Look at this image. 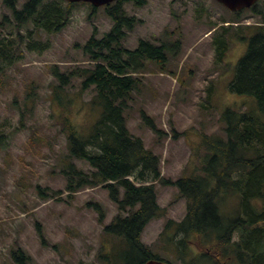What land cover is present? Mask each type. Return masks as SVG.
Segmentation results:
<instances>
[{"label": "rangeland", "instance_id": "obj_1", "mask_svg": "<svg viewBox=\"0 0 264 264\" xmlns=\"http://www.w3.org/2000/svg\"><path fill=\"white\" fill-rule=\"evenodd\" d=\"M142 1L123 2L124 15L134 21L129 30L124 29L122 46L134 50L140 40L154 46L164 44L166 60L162 64L141 61L138 73L132 75L139 82L124 116L129 132L159 157L161 177L176 181L197 172L203 154L201 135L223 133L221 117L227 110L255 111L253 98L229 91L247 45L232 38L223 59L215 61L210 27L219 19L230 21L234 15L212 0ZM1 2L0 24L4 16L8 22L12 20ZM17 2L21 6L26 0ZM257 6L260 15L239 14L238 28L261 22L264 6ZM112 25L104 7L93 10L88 4H77L70 8L69 21L61 30L51 34L37 31L31 36L44 44L36 47H43L42 51L19 44L18 61L0 74V135L11 134L7 147L0 150V264H22V256L26 264H107L113 240L104 235L103 226L118 214L116 206L100 187L69 194L60 174L65 165L63 117L68 116L86 134L98 117L90 104L95 89L82 90V79L73 78L61 95L72 103L71 108L51 102L58 82L52 71L67 74L93 68L83 47L93 29L100 40ZM2 28L5 32L11 27L6 23ZM32 30L30 25L23 28L25 36ZM141 113L153 121L158 133L146 125ZM73 163L79 171H89L85 162ZM155 192L163 214L151 220L141 234V242L153 254L171 264H216L201 255L212 252L219 253L222 262L237 264L225 259L228 256L222 249L217 252L208 239L189 236L185 248H180L178 240L184 236L166 227L171 221L183 220L187 201L172 186L156 183ZM52 193L54 199L45 197ZM227 202V214H234L236 201ZM95 204L101 207L102 217Z\"/></svg>", "mask_w": 264, "mask_h": 264}, {"label": "trees", "instance_id": "obj_2", "mask_svg": "<svg viewBox=\"0 0 264 264\" xmlns=\"http://www.w3.org/2000/svg\"><path fill=\"white\" fill-rule=\"evenodd\" d=\"M17 1L1 2L12 16L9 22L4 16L0 24L1 75L18 61L21 46H27L30 51H42L43 47H36L44 44L31 36L37 31L51 34L61 30L69 21L70 8L77 5L62 0H26L19 6ZM133 1L136 4L143 2ZM104 9L113 22L111 30L98 40L96 29H93L82 50L89 61L94 62V67L67 74L53 70L58 82L52 91L51 103H57L61 108L68 104L71 108L72 103L61 95L73 78L82 79V90L95 89L90 104L98 117L86 134L80 133L68 116L63 117L65 165L60 168V174L69 194L100 187L116 206L118 214L103 226L104 235L113 240L105 258L107 264H143L161 260L141 242L145 226L163 214L157 204L156 183L177 188L187 201L183 220L179 223L171 221L166 227H173L175 233L184 236L178 240L182 245L180 248H185L186 239L194 236L212 241L213 248L217 252L222 249L225 257L228 256L224 258L232 262L264 264V18L259 24L234 31L231 25L223 27L213 41L216 62L223 59L232 38L246 41V51L237 62L229 91L253 98L255 111L227 110L221 117L223 133L201 135L203 154L197 172L171 181L161 177L159 157L129 132L124 116L132 100L131 92L139 82L132 75L138 73L141 61L162 64L167 48L164 44L154 46L144 40H140L134 50L123 48L124 29L132 27L133 18L124 15L123 0ZM240 20L236 17L230 22ZM6 23L11 28L3 32ZM27 25L33 30L25 36L23 28ZM141 117L154 133L159 132L151 119L143 113ZM9 139L10 133L0 135V150L7 147ZM73 161L85 162L89 171L86 174L79 171ZM54 195L43 196L54 199ZM227 200L236 201L234 214H227ZM94 207L102 217L101 207L98 204ZM36 226L38 229L39 225ZM115 241H118L117 250L113 253ZM22 257V264H26Z\"/></svg>", "mask_w": 264, "mask_h": 264}, {"label": "flooded vegetation", "instance_id": "obj_3", "mask_svg": "<svg viewBox=\"0 0 264 264\" xmlns=\"http://www.w3.org/2000/svg\"><path fill=\"white\" fill-rule=\"evenodd\" d=\"M131 1H133V0H131ZM137 2H138V0H136ZM178 2H181V1H183V0H177ZM134 2V1H133ZM212 2L214 3V4H216V5H218V6H220L221 8H223L224 10H227L228 12H230L227 8H225L224 6H222L220 3H218L216 0H212ZM135 3V2H134ZM258 3H261L263 6H264V0H257L256 1V3L255 4H253L251 7H249V8H243V9H241V10H237V11H233V12H230L232 15H234V18H236V17H239V14L241 13V12H243V11H250L251 13H253V14H257V13H261L259 10H257V8H259L257 5H258ZM136 4V3H135ZM198 7H200V8H202V6L201 5H198ZM203 9V8H202ZM203 13H205L206 14V16H207V18L206 19H208V17H209V15L207 14V12L203 9ZM240 23V22H239ZM239 23H223V21H222V19H219V21H218V23H216L215 24V26H212V27H210V29L212 30V32L210 33V35H211V42H212V44H213V41H214V38H215V36H217V33L219 32V30L221 29V28H223V27H225V25H227V24H230V25H232L233 27H235V28H238L240 25H239ZM224 25V26H223ZM229 25V26H230ZM223 30V29H222ZM232 40H230V42H231ZM178 42V44H179V41H177ZM214 53H215V51H214ZM212 253V252H211ZM207 253V254H205V255H207V256H209L212 260H214L215 262H216V264H227L226 263V260H224L223 262H222V260L220 261L219 259H217L216 258V256L212 253ZM218 256H219V253H218Z\"/></svg>", "mask_w": 264, "mask_h": 264}, {"label": "water", "instance_id": "obj_4", "mask_svg": "<svg viewBox=\"0 0 264 264\" xmlns=\"http://www.w3.org/2000/svg\"><path fill=\"white\" fill-rule=\"evenodd\" d=\"M69 3L86 2L90 3L93 7H101L117 0H63ZM230 11H237L243 8L251 7L257 0H216ZM143 264H168L161 260H149Z\"/></svg>", "mask_w": 264, "mask_h": 264}]
</instances>
